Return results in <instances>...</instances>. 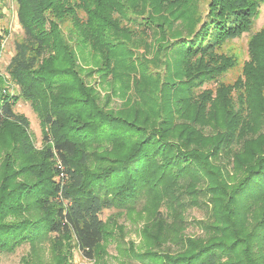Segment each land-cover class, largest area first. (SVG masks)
I'll return each mask as SVG.
<instances>
[{
  "label": "trees",
  "instance_id": "1",
  "mask_svg": "<svg viewBox=\"0 0 264 264\" xmlns=\"http://www.w3.org/2000/svg\"><path fill=\"white\" fill-rule=\"evenodd\" d=\"M15 2L22 37L7 71L47 133L29 160L28 122L0 91V255L47 242L53 264L72 248L94 261L103 210L144 198L169 201L174 221L158 212L145 225L147 250L131 252L141 264H264V26L242 79L219 82L236 65L223 47L251 31L257 0ZM72 40L97 56L120 107L80 79ZM200 193L203 235L187 237L178 199Z\"/></svg>",
  "mask_w": 264,
  "mask_h": 264
},
{
  "label": "rangeland",
  "instance_id": "2",
  "mask_svg": "<svg viewBox=\"0 0 264 264\" xmlns=\"http://www.w3.org/2000/svg\"><path fill=\"white\" fill-rule=\"evenodd\" d=\"M67 3L69 4V2ZM257 6L251 31L237 39L227 42L223 47L224 53L234 56L236 65L219 79L220 83L233 85L236 81L242 79V67L248 59L247 41L252 34L264 26V0H257ZM81 16L83 15L81 14ZM64 26V32L68 36L70 34L69 22L66 21ZM0 35L2 39L0 48V91L2 94L8 96L7 98L10 103H13L14 112L24 116L28 122L25 137L29 140L32 147V153L29 157L30 160L34 157V153H39L43 149L45 145L43 135L47 133V130L43 128L41 120L34 111L31 103L21 97L19 86L9 76L7 71L10 60L14 55V43L22 37V31L17 22V6L15 0H0ZM75 43L72 40L73 53L76 56L78 68H80V79L85 85L100 93V104L106 103L110 109L120 107L122 102L119 98L114 96L105 98L109 86L99 83L100 76L95 71L97 56L90 50L75 45ZM204 89L214 91L215 86L206 85L202 90ZM232 96H235V93ZM201 131L204 134V130ZM98 154L100 153L97 152ZM97 155L93 158V164L95 163V165L91 164V162L89 164L91 170H95L99 166L97 165V162H99ZM154 163L157 166L160 161L155 160ZM19 180L21 179L19 178ZM196 188L204 191L200 186ZM178 202H180L178 205L179 207L182 206V212H184L182 219L186 221L185 236L199 237L203 235L197 222L205 218L206 213L203 204L208 202L207 197L203 193L197 194L195 198L184 194L178 199ZM157 206L155 207L144 198H137V201L132 205L124 204L118 208L103 210L100 218L104 222L105 228L109 231V236L98 247L95 260L88 261L82 258L79 251L76 248H72L69 263L141 264L139 261L132 259L131 252L134 251L137 253L147 250L143 240V228L145 225L156 224L154 220L158 212L161 213V218H167L168 226L172 225L174 221L173 209L169 201H163ZM48 246L49 244L47 242L38 244L35 247L24 244L18 247L13 253L0 255V264H53L52 254L47 249Z\"/></svg>",
  "mask_w": 264,
  "mask_h": 264
},
{
  "label": "built area",
  "instance_id": "3",
  "mask_svg": "<svg viewBox=\"0 0 264 264\" xmlns=\"http://www.w3.org/2000/svg\"><path fill=\"white\" fill-rule=\"evenodd\" d=\"M60 176H62V174Z\"/></svg>",
  "mask_w": 264,
  "mask_h": 264
}]
</instances>
